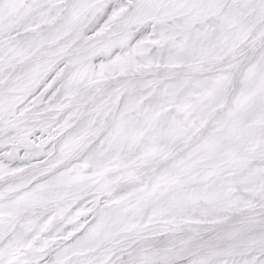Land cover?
I'll list each match as a JSON object with an SVG mask.
<instances>
[{"label": "snow or ice", "instance_id": "6c2138e0", "mask_svg": "<svg viewBox=\"0 0 264 264\" xmlns=\"http://www.w3.org/2000/svg\"><path fill=\"white\" fill-rule=\"evenodd\" d=\"M0 264H264V0H0Z\"/></svg>", "mask_w": 264, "mask_h": 264}]
</instances>
